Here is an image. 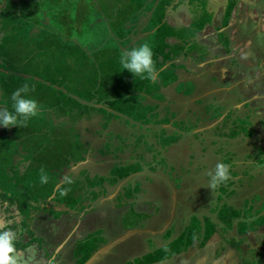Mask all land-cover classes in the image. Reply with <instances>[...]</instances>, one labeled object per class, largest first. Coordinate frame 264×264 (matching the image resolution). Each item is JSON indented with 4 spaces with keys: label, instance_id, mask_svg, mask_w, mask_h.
Returning <instances> with one entry per match:
<instances>
[{
    "label": "rangeland",
    "instance_id": "rangeland-1",
    "mask_svg": "<svg viewBox=\"0 0 264 264\" xmlns=\"http://www.w3.org/2000/svg\"><path fill=\"white\" fill-rule=\"evenodd\" d=\"M2 1L0 108L11 110L27 84L57 122L45 123L55 136L30 153L43 163L28 162L16 131L0 125V172L15 183L41 168L58 172L48 177L52 194L36 191L50 204L35 209L29 198L28 216L0 197V231L24 244L21 264H91L117 237L114 250L134 253L113 264H264V0H216L217 14L214 0ZM60 34L87 49L89 59L75 52L90 60L80 90L68 86L74 59L65 55L60 69L50 53ZM145 43L155 81L120 64L123 51ZM12 144L21 155L7 153ZM220 162L230 179L212 191ZM156 250V263L145 260Z\"/></svg>",
    "mask_w": 264,
    "mask_h": 264
},
{
    "label": "clouds",
    "instance_id": "clouds-1",
    "mask_svg": "<svg viewBox=\"0 0 264 264\" xmlns=\"http://www.w3.org/2000/svg\"><path fill=\"white\" fill-rule=\"evenodd\" d=\"M59 37H61L59 43L62 44H66V41L68 40L74 41L73 38L69 36H66L67 38H64L60 34ZM74 42L79 43L80 41L76 40ZM57 43H58V38L55 37L54 40L50 42L52 47L50 51L55 50ZM120 64L124 70L131 72L134 75V77H139L141 79H148L151 81H155L159 74L155 61L153 59V51L147 43L123 51L120 56ZM29 91H30L29 86L25 84L23 87L13 92V94L11 95L12 109L9 110V108L7 107L0 108V125H3L5 128H10L13 126H26V123L30 118L38 115L40 106L35 99L28 97ZM40 171L42 173L41 183L46 184L48 182V177L47 175L43 174L44 173L43 168H41ZM209 176L211 177V179L209 181L208 188L214 191L218 185L229 181L230 168L228 165H226L223 162L217 163L214 171L210 172ZM64 180L65 182L71 183V180L68 177H65ZM60 195L66 196L67 191L60 190ZM178 207L179 204L177 203L175 205V209ZM175 209L174 212L172 213L173 214L172 218L174 219V217H178L177 219H180V216H177L176 214L177 211H175ZM3 227H4L3 221H0V228ZM15 238H16L15 233L12 232L11 230L0 231V264H21L22 257L20 256L19 253H16V250L13 245V241L15 240ZM117 238L113 240H109L107 242V245L102 247L101 250L104 253L109 252V254H112L111 252L115 251L113 247L116 245L119 246L121 243L124 242V241L121 242L123 239L120 238L117 239ZM110 247L112 248V250H110ZM164 251L165 252L168 251L167 247L164 248ZM121 252H122L121 250H118V254H120L119 257H121ZM126 252L128 251H123L122 253L125 254ZM133 253L134 252H128V254H130L131 257ZM95 254L98 255L95 258V260L92 262V264H94L96 261L97 262L101 261L103 258V254L100 253V250H98ZM149 254L150 253L143 256L145 260L150 261L149 263L152 262L156 263L158 261L157 257L159 255L157 250L155 253H151L150 255ZM93 256L91 258H93ZM148 256L149 259H147ZM116 259L117 258H115V261H117ZM162 264H164L163 261Z\"/></svg>",
    "mask_w": 264,
    "mask_h": 264
},
{
    "label": "trees",
    "instance_id": "trees-1",
    "mask_svg": "<svg viewBox=\"0 0 264 264\" xmlns=\"http://www.w3.org/2000/svg\"><path fill=\"white\" fill-rule=\"evenodd\" d=\"M165 1V0H163ZM0 2H2V0H0ZM163 4L161 5V7H163ZM166 4V3H165ZM63 6V5H62ZM63 12H61L60 14H62ZM67 18H64L63 20L65 21ZM25 32H27V29H25ZM61 37L58 36V43L60 42ZM66 56H69V52L66 54ZM71 58V57H70ZM71 63V62H70ZM58 65L60 67V69H62L63 67H67V59L65 58V55H58ZM75 66V63H71V69H73ZM4 71L6 74H13L16 77H22L21 74L19 72H15L13 71ZM20 75H19V74ZM58 75H62V76H66L65 74H62L58 71ZM49 85H53V83L50 82ZM43 107H40V114L36 115L35 117L30 118L27 123L26 126H13V131H16V135L15 137L17 138V146L20 147L23 145L25 147L26 152L28 153L29 159L28 162H31V158L34 157V160H36V163H41L42 159L36 157V155L34 154H30L33 153L35 150L38 149L37 146V142L38 139H43L45 136H48L49 139H51L52 136L54 135V129H52L54 126H52V128H50L47 124H45L46 122L50 123L52 122L53 125H57V123H54V115L52 113H49L45 108L44 105H42ZM108 110V109H106ZM46 112V115L44 116L43 113ZM124 111H121L120 113H122ZM109 113L111 115H113L114 111L111 109L109 111ZM114 116V115H113ZM49 117H51L52 119H49ZM115 118H117V116L111 117L109 119V121L107 122V124L113 125L115 122H113L114 120H116ZM43 120V121H42ZM36 124L37 128L35 130H33V125ZM21 127V128H20ZM20 128V129H19ZM58 129V130H57ZM56 129V137L58 135H62V133L64 132V129L61 127H57ZM62 131V132H61ZM40 137V138H39ZM68 138L65 137V142L67 143V145H69L70 143L73 142L71 135L69 134V136L67 135ZM12 142V141H11ZM70 146V145H69ZM15 148V152L18 151L16 147L12 146L8 149L9 151H7L6 149L2 148L4 151H7V153H11L13 152ZM31 151H28V150ZM33 151V152H32ZM20 154L21 153L18 151L16 153ZM22 154H26L24 152H22ZM32 156V157H31ZM25 158L22 156V159ZM21 159V160H22ZM47 159H44V163H46ZM26 161V159H23L21 161V163H28ZM43 163V162H42ZM57 173L55 170H50V169H46L44 170L45 175H47V177L50 176H57ZM41 171H37L34 173H31L30 175H28L25 179H23L22 181H20L18 184L15 183V180H17L16 178H14V175H6V172H0V197L3 198V200L9 204L15 205L16 208L24 215V216H28L31 213V208L34 204L28 203V199L32 198L33 201L36 203V205L40 206L37 207L36 205L34 206L35 209H40L41 207H46L47 205H49V201L48 199L42 201L40 200V198L37 196L36 191L38 189L40 190H49V193L52 194L53 193V186L54 185H50V183H41ZM103 178H105L103 176ZM38 184L40 186H38ZM38 186V187H37ZM64 186V185H63ZM32 204V205H31ZM33 208V207H32ZM55 214V213H54ZM56 216H59V214H55ZM233 244L236 245V247H240V242H233ZM15 250L20 249L22 246H24L23 243H21L20 241L14 242L13 243ZM246 264H254L251 261H247ZM260 264V263H257Z\"/></svg>",
    "mask_w": 264,
    "mask_h": 264
},
{
    "label": "crops",
    "instance_id": "crops-1",
    "mask_svg": "<svg viewBox=\"0 0 264 264\" xmlns=\"http://www.w3.org/2000/svg\"><path fill=\"white\" fill-rule=\"evenodd\" d=\"M216 7H217L216 6V0L210 1V8L209 9L210 10L212 9V12H215ZM62 10H60V11L58 10L57 15L55 16L56 17V20H58V17H62L60 15V13L62 12ZM214 14H217V11ZM164 16H166V15H164ZM63 19L64 18H61L60 21H62ZM54 35H57V34H54ZM58 36H56V38H58ZM68 52H69V56L72 59H74V63H75L74 68L71 69V75H70L71 76V82H73V83H71L70 80H69L68 86L69 87L72 86V88L75 87V89L80 90L79 85H81V83H82V87H85L86 86L85 84H83V81L84 80H82V78H81L82 74H80V73H84V71H87V69H88L87 68V65L90 62V60L89 61L85 60V64L84 65L81 64V62L84 61V60L83 59H80L79 58L80 56H76L75 55V52H77L80 55H83V56H86L87 57V54H86L87 49H85L84 47H81L80 42L79 43H75L74 41L68 40V41H66V44L57 43L56 44V47H55V50L54 51H50L51 54H54L56 56H58V55H66ZM87 59H89V58L87 57ZM80 60H81V62H80ZM81 80H82V82H81ZM55 123H57L56 122V119H55ZM112 126L115 127V124H113ZM199 205H200V207H204L202 201L199 202ZM200 207L198 208V211H199V213H200V211H202L201 212L202 213L201 215H203V210ZM176 210H178V208H176L175 211ZM205 219H206V217H205Z\"/></svg>",
    "mask_w": 264,
    "mask_h": 264
},
{
    "label": "flooded vegetation",
    "instance_id": "flooded-vegetation-1",
    "mask_svg": "<svg viewBox=\"0 0 264 264\" xmlns=\"http://www.w3.org/2000/svg\"><path fill=\"white\" fill-rule=\"evenodd\" d=\"M3 2V1H2ZM1 2V3H2ZM2 5V4H1ZM177 211V210H176ZM178 212V211H177ZM100 250V253L101 254H103V258H102V260L101 261H99V262H97L98 264H100L102 261L104 262L105 261V259L107 260L109 257H112L111 259H108L107 260V262L109 263V264H113L111 261H115V258H113V257H119V255H118V251H112L111 253L112 254H109V252H106V253H104L102 250H101V248L99 249ZM119 250V249H118ZM106 264V263H105Z\"/></svg>",
    "mask_w": 264,
    "mask_h": 264
},
{
    "label": "water",
    "instance_id": "water-1",
    "mask_svg": "<svg viewBox=\"0 0 264 264\" xmlns=\"http://www.w3.org/2000/svg\"><path fill=\"white\" fill-rule=\"evenodd\" d=\"M114 243H115V242H114ZM114 243H113V244H114ZM97 255H98V254H95V255L93 256V258L89 261V263L92 264V262L95 260V258L97 257Z\"/></svg>",
    "mask_w": 264,
    "mask_h": 264
}]
</instances>
